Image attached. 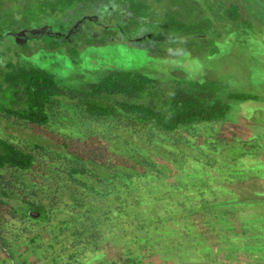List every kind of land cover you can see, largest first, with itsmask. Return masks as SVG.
Listing matches in <instances>:
<instances>
[{"label": "rangeland", "instance_id": "obj_1", "mask_svg": "<svg viewBox=\"0 0 264 264\" xmlns=\"http://www.w3.org/2000/svg\"><path fill=\"white\" fill-rule=\"evenodd\" d=\"M187 1L200 5L215 22L219 33L214 34L213 46L207 43L205 47V41V45L179 52L176 43L171 49L166 45H156L149 51V43L131 45L118 36L116 40L103 44L78 47V65H73L68 55L60 57L61 48L52 53L44 49V41H52L46 36L28 41L23 48L18 47L15 39L9 36L17 29L6 22L3 27L7 28L4 29L11 31L4 32L6 37L0 47V81L8 64L17 67L29 63L27 65L52 72L62 71L61 74L66 76L72 74L69 79L74 82L82 75L88 76L86 81L92 80L114 68L148 73L158 79L165 90L174 86V77H187L198 81L220 80L230 91L257 95L256 102L233 103L228 117L222 122L197 129L194 136L198 137L192 140L193 147L188 148V154L204 159L212 166L217 165L223 171H230L229 181H217L221 179L218 171L205 177L206 172L202 169L207 167L191 165L187 166L186 172L194 171V174L183 180L186 182L182 186L187 188L182 196L179 191H172L177 177L171 176L167 178L170 181L165 179L159 186L151 183L145 189L139 187L134 189V193L127 194V204L133 207L125 205L119 215L111 213L110 208L119 203L114 197L111 200L99 198L101 205L91 208L88 214L87 210L73 212L63 203V200L68 202L65 200L67 195L55 192L56 187L47 183L49 163L45 161L35 167L37 173L33 169L22 176L21 182L14 184L13 189L28 201L42 200L47 206L48 218L27 219L20 213L12 214L9 208L16 206L18 201L9 207L0 205V264H264V0H240L242 17L237 24L228 21L222 11L235 4L233 0ZM0 5L13 9L17 4L15 0H5ZM152 8L154 18L158 19L165 7L157 5ZM98 11L93 8L82 9L74 15L70 13L65 16L62 27L67 28L80 15L91 19L97 16L100 22L108 24L109 20L99 17ZM243 21L250 22L253 27L248 31L245 26L239 29ZM23 22L30 32L46 28L59 32L60 28L59 20L51 17H45L42 24ZM4 47H8L9 52ZM214 49L217 51L213 52ZM93 70L97 72L92 73ZM88 73L93 76L90 78ZM8 119L0 118V138H10L19 146L29 145L26 141L36 138L37 130L30 131L20 123H14L13 118ZM212 130L235 138L244 135L240 144L249 154L237 161L222 157L217 149L208 147L210 140L206 136ZM234 130L237 132L235 135ZM162 138L159 134L156 136L157 141ZM43 141L46 145L51 144L44 137ZM33 184H39V188H32ZM198 188L203 197L197 192ZM32 193H36L37 198ZM164 196L170 199L172 206L166 205L169 200L161 201L162 209L152 211V200ZM58 197L63 200H57ZM221 197H236L241 205L228 203L222 207L219 205ZM145 198L151 202H146ZM135 199L140 203L132 204ZM181 199L186 202L187 209L178 206ZM199 201L209 203L189 210V205ZM139 204L141 207H137ZM164 208L167 213L163 212ZM31 211L37 212L27 211L28 217ZM152 214L159 219L150 224L148 216ZM145 222L146 230L143 229Z\"/></svg>", "mask_w": 264, "mask_h": 264}, {"label": "trees", "instance_id": "obj_2", "mask_svg": "<svg viewBox=\"0 0 264 264\" xmlns=\"http://www.w3.org/2000/svg\"><path fill=\"white\" fill-rule=\"evenodd\" d=\"M2 1L5 0H0ZM96 1L99 0H15V10V7L9 9L0 5V37L4 41V32L11 31L4 29L7 28L3 27L6 22L12 28L21 30L26 27L21 23L23 20L27 24H42L45 17L59 20L58 31L65 32L69 28L62 27L66 15L94 8L95 11L99 10V17L109 20L108 24L101 22L99 40L95 38L96 28L91 22H87L83 32L85 36H76L71 45L63 40L44 41L46 51L52 53L61 48L60 57L68 55L72 64L78 65V47L81 49L116 40L119 29L123 34L122 39L131 45H137L132 39L138 35L150 34V39L142 41L143 44L149 43V51L156 45H166L171 49L176 43L179 45V52L205 45V41V47L207 43L213 46L214 34L219 33L215 22L195 2L103 0L106 4H94ZM233 2L235 4L222 11L228 21L237 24L241 21L242 9L240 0ZM157 5L165 8L162 15L155 19L152 6ZM208 10L211 12L212 8L209 7ZM243 26L246 31L253 27L247 21H243L238 27L243 29ZM39 39H33L32 42ZM2 41L0 40V47ZM16 44L23 48L27 43ZM4 49L9 52L8 47ZM215 51L217 50L214 49L213 52ZM27 64L17 67L8 64L0 81V118H13L14 123H20L30 131L37 130V134H34L36 138L33 141L27 140L29 145L25 146H19L10 138H0V205L9 207L8 205H14L18 201L9 211L12 214L20 213L27 219L31 218L27 215L29 210L39 213L37 220L42 216L43 219L48 218V213L45 212L47 206L42 200L28 201L26 197L14 192L13 185L20 183L22 176L33 169L36 172L35 167L45 161L49 163L47 183L56 187L55 192L65 193V200L68 202L60 197L57 200H63L73 212L87 210L88 214L91 213V208L101 205L102 199L111 200L114 197L119 203L116 202L110 208L111 213L119 215L123 213L125 205H130L127 204V194L134 193V189L139 187L145 189L151 183L159 186L165 179L170 181L167 178L171 176L177 177L172 191H179L182 196L187 188L182 186L186 182L183 180L194 174V171L186 172L187 166L191 165L196 168L207 167L206 170L202 169L206 172L205 177L208 173L218 171L221 179L217 181H229L230 171H223L217 165L212 166L204 159L188 154V148L193 147L191 142L198 137L194 136L196 130L225 120L233 103L256 102L258 99L257 95L230 91L227 84L220 80L198 81L174 77V86L165 90L158 79L138 70L109 68L92 80L86 81L88 76L82 75L74 82L75 80L69 79L72 74L66 76L61 74L62 71L52 72ZM95 72L97 71H92ZM92 76L89 75L90 78ZM69 110H72L71 114ZM235 132L236 130L234 135ZM158 134L163 137L160 141L156 140ZM243 136L235 138L230 134L225 136L222 132L216 134L212 130L206 137L210 140L209 148L217 149L222 157L237 161L249 154L240 144L244 141ZM43 137L51 144L46 145ZM4 174H7V178H4ZM70 182L72 185H69ZM38 185L33 184L32 188L38 189ZM197 192L204 196L199 188ZM35 194L32 193L37 198ZM144 200L151 202L149 198ZM167 200L169 203L166 205L172 206L166 196L152 200V211H160L162 207L159 202ZM138 203L139 199L132 202ZM177 203L180 208L187 209L184 200H178ZM204 203L209 202L193 203L192 206L189 205V210L196 205L202 207ZM228 203L233 206L241 205L236 197H223L219 205L226 207ZM137 207H141V204ZM163 212L167 213V210L164 208ZM148 218L151 224V221L157 222L159 216L152 214Z\"/></svg>", "mask_w": 264, "mask_h": 264}, {"label": "flooded vegetation", "instance_id": "obj_3", "mask_svg": "<svg viewBox=\"0 0 264 264\" xmlns=\"http://www.w3.org/2000/svg\"><path fill=\"white\" fill-rule=\"evenodd\" d=\"M81 4H88V3H81ZM94 4H106V1L99 0V1H96ZM113 4H115V3L113 2ZM96 8H97V10L99 9V7H96ZM82 17L83 16H80L79 18H76L73 21H71V24H70L69 28L65 32H56V31L54 32V31H52L51 28H46L45 30L38 31V33L36 35H33V34L29 33L30 32L29 30L21 29V30H16L14 32L13 31L10 32L9 36L11 38L17 40V41L19 39H25L26 43L28 41L32 42L33 39L42 38L43 36H46L47 38H50L53 42H56L57 40H63L68 45H71V44L74 43V39L76 38V36H80V37L81 36H83V37L85 36V34H83L85 24L87 22H91L93 24V26L97 29V32H95V34L97 33V35H95L96 36L95 38L97 40H99L100 36H101L100 30L102 29V26H101L102 23L99 21V18L97 16H95L91 20L81 21ZM78 22H80V23H78ZM75 25H76V27L73 28V26H75ZM69 29H70V33H69V35H67V32H68ZM20 33H23L22 37L18 36V35H20ZM118 36L121 37V38L123 37V34H122L120 29L118 30V33H117L116 37H118ZM150 37H151L150 34H146V35L141 34L140 37L133 38L132 40L134 41L135 39H140L139 42H135V41L134 42L137 45L142 46L143 45L142 41H145L146 39H150ZM0 40L2 41L3 38L0 37Z\"/></svg>", "mask_w": 264, "mask_h": 264}, {"label": "water", "instance_id": "obj_4", "mask_svg": "<svg viewBox=\"0 0 264 264\" xmlns=\"http://www.w3.org/2000/svg\"><path fill=\"white\" fill-rule=\"evenodd\" d=\"M84 20H91V18L90 17H82V19H81V21H84ZM80 21V22H81ZM80 22H78V23H80ZM77 23V24H78ZM76 27V25L75 26H73V28H75ZM29 33H31V34H33V35H36L37 33H38V30H34V31H32V32H29ZM69 33H70V30L67 32V35H69ZM23 33H20V35H18L19 37H22L23 35H22ZM16 42H18V43H20V44H24L25 42H26V40L25 39H23V40H21V39H19L18 41L17 40H15ZM135 42H139L140 41V39H135L134 40ZM29 216L31 217V218H37L38 216H39V213H37V212H29Z\"/></svg>", "mask_w": 264, "mask_h": 264}]
</instances>
